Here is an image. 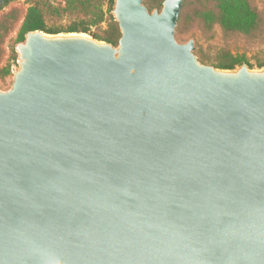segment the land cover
I'll return each mask as SVG.
<instances>
[{"label": "water", "instance_id": "1", "mask_svg": "<svg viewBox=\"0 0 264 264\" xmlns=\"http://www.w3.org/2000/svg\"><path fill=\"white\" fill-rule=\"evenodd\" d=\"M184 3L115 0L117 45L16 43L0 264H264V67L200 62Z\"/></svg>", "mask_w": 264, "mask_h": 264}, {"label": "rangeland", "instance_id": "2", "mask_svg": "<svg viewBox=\"0 0 264 264\" xmlns=\"http://www.w3.org/2000/svg\"><path fill=\"white\" fill-rule=\"evenodd\" d=\"M250 1L264 20V0ZM205 2L206 0H188L186 19L180 29L178 26L176 29L178 41L186 43L194 40L195 54L206 65L217 67L221 63L238 60L252 65L253 70L262 68L258 64L264 62V29L255 36L229 32L217 21L220 15L217 3H212L210 9H204ZM34 5L41 8L48 28L66 30L73 24L90 26L93 20L81 8H67L66 0H3L0 8L1 91L12 88L14 72L19 69L15 45L22 35L27 13ZM156 8L159 9L156 6L153 10ZM104 9L107 11V5ZM112 24V20L106 15L102 22L90 26L91 33L88 34L105 37L113 31ZM240 66L241 64L236 68Z\"/></svg>", "mask_w": 264, "mask_h": 264}, {"label": "trees", "instance_id": "3", "mask_svg": "<svg viewBox=\"0 0 264 264\" xmlns=\"http://www.w3.org/2000/svg\"><path fill=\"white\" fill-rule=\"evenodd\" d=\"M115 0H66L67 8L78 9L81 8L88 14L92 16V22L90 26L95 25L103 21L106 15L112 20L113 31L101 37L99 35H92L99 40H104L106 42L112 43L114 45L118 44L121 37V32L118 23L114 20L111 10L113 8ZM164 0H146V5H148L149 10L152 11L156 6L160 9L162 8ZM212 3H217L220 15L217 21L229 32L234 33H244L246 35L255 36L264 29V20L260 17V14L253 7L250 0H206L203 8L210 9ZM188 0H185L184 7L181 11L179 17L180 29L181 25L185 21V11L187 9ZM107 5V11L104 7ZM41 8L37 5L32 6L26 16L25 23L23 26V32L19 41L24 40L25 34L30 31H44L51 34H58L61 32H85L91 33L90 26H79L73 24L66 30L60 28H48L44 20ZM243 63L238 60H233L231 62L221 63L217 67L220 69H234L238 65ZM250 67L252 65L248 64ZM259 67H264V62L258 64Z\"/></svg>", "mask_w": 264, "mask_h": 264}, {"label": "bare ground", "instance_id": "4", "mask_svg": "<svg viewBox=\"0 0 264 264\" xmlns=\"http://www.w3.org/2000/svg\"><path fill=\"white\" fill-rule=\"evenodd\" d=\"M85 36V35H84Z\"/></svg>", "mask_w": 264, "mask_h": 264}]
</instances>
